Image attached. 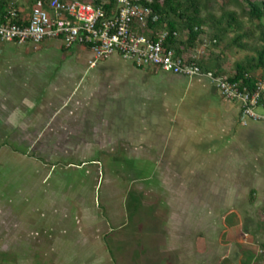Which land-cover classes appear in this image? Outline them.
Wrapping results in <instances>:
<instances>
[{
	"label": "rangeland",
	"instance_id": "rangeland-1",
	"mask_svg": "<svg viewBox=\"0 0 264 264\" xmlns=\"http://www.w3.org/2000/svg\"><path fill=\"white\" fill-rule=\"evenodd\" d=\"M209 12L221 14L213 4ZM244 28H251L246 19ZM235 36L228 35L226 43ZM210 50L207 43L199 55ZM252 55L234 47L222 61L229 72ZM92 60L90 50H65L60 41L22 46L0 41V264H178L179 255L164 254L161 246L189 236L199 240L202 253L207 245L198 238L204 230H211V260L232 264L219 261L218 241L227 239L219 231L223 220L202 219L198 212L208 195L220 190V179L228 182V193L237 189L235 180L246 181L252 167L262 166L260 155L245 149L243 155L231 153L233 145L216 170L184 163L187 158L174 155L166 143L173 142L176 151L193 131V110L183 102L190 81L148 77L124 63L107 62L93 72ZM10 82L12 98L7 97ZM200 82L219 98L216 85ZM174 87L184 93L177 101L169 93ZM156 91L163 99L157 106ZM123 105L128 109L120 111ZM256 112L263 115L264 109ZM159 117L166 119L165 131L154 128ZM170 127L174 141L165 139ZM243 128L235 116L232 133ZM249 145L262 151L264 125ZM217 149L210 139L199 151H210L211 157ZM176 159L183 164H172ZM249 188L237 192L248 194ZM215 204L211 198L208 205ZM257 222L262 229L264 218ZM234 249L227 247L232 259ZM259 250L264 252L263 247L242 251L243 264H264Z\"/></svg>",
	"mask_w": 264,
	"mask_h": 264
},
{
	"label": "crops",
	"instance_id": "crops-1",
	"mask_svg": "<svg viewBox=\"0 0 264 264\" xmlns=\"http://www.w3.org/2000/svg\"><path fill=\"white\" fill-rule=\"evenodd\" d=\"M20 4H25V0H21ZM17 45V44H15ZM22 46V45H18ZM63 48L67 50L64 46ZM117 59L113 60L111 58L110 60L101 62L96 67H92L90 64V68L94 71L98 70L99 67H102L105 63H124L129 64L132 66L133 70L137 74H143L148 77L150 76H170L173 75L171 73L163 72L159 69H139L135 67L133 64L123 60L121 57L116 56ZM84 79L85 80V74ZM82 75V76H83ZM177 76V75H174ZM182 77L183 81L187 80L190 81L191 85L188 89H186L185 92V99H183L184 105L187 108H190V110H193V116L189 120L190 123L193 124L192 130L190 135L187 136L185 139V144L183 147L174 150L175 147H173L172 144L166 143V147H170L173 151L174 155L178 156L179 153L183 154L186 159V161L183 159L184 163H191V165H198L197 167H200L203 170H209L212 169L216 170V165H221L222 163H225L226 159L222 160V156L229 154L228 150L229 147H234L232 150H230L231 153L234 152V150H239L240 154L243 155V151H248V153H251V155L259 156L261 159V164L255 165V167L251 168V171L249 172V178L240 179V181L235 180L234 186L238 189V187L246 186L250 187L248 194L244 193L242 195V192L236 190H233L232 192H226V186L228 184L225 180H219V187L220 190L216 193L209 194L208 200H206L205 204L202 205L201 209L202 211L198 212L200 218L206 219L208 217H217L221 220H223V225L219 227V231H221V236L226 237L225 239L226 243L220 240L218 241V246L222 247V249L219 250L220 260L223 262V259L230 261L232 264H243V253L244 250H254L260 249L261 247L264 248V225H262V229H260V224L257 222V219L264 218V148L260 153L252 150L250 148V140H253L255 135L259 134L261 126L264 125V122H250L248 126H243V129H239L238 131H233L232 133V126L234 125V117L238 116L239 120L241 122V109L239 104L236 102L225 100L223 97H221L219 91L218 95L219 98L215 99L212 98V94L210 93V89L207 85L200 84L203 79L207 78H186L183 76H177ZM81 78V77H79ZM178 80V79H177ZM211 85H214L211 80ZM13 81V80H12ZM12 85L13 82H10L7 85V97L10 96V93L12 92ZM212 87V86H211ZM217 89V87H216ZM218 90V89H217ZM174 93H173V92ZM183 93V89L180 90L178 87H174L172 90L169 91V93L174 94V101H177L178 96H181ZM12 98V95L10 96ZM161 100H160V99ZM188 98L190 99V102L188 103ZM154 103L156 102V106L161 104V101L163 99L161 96H159L158 91H156L153 95ZM132 101H127V107H132ZM188 104V105H187ZM134 105V102H133ZM124 106V105H123ZM161 107V106H160ZM128 109L122 107L121 110ZM191 114V113H190ZM166 120L163 117H159V120L157 119L155 121L154 128L156 130H162V123ZM170 126L172 128H176L175 121L169 120ZM164 123H167L164 122ZM168 124V123H167ZM225 128V129H224ZM212 130L214 132H212ZM162 131H165L162 130ZM166 131L170 132L165 135V139H169L174 141V138H177V135H175V132L173 129L166 128ZM214 133V134H213ZM175 135V136H173ZM156 139V138H155ZM174 139V140H173ZM213 139L215 140V144L218 147L214 153H212L210 156L207 157V154H210V151L206 153L200 152L199 149L203 147V145L206 143L207 140ZM157 140V139H156ZM244 143L246 145V148L243 147ZM232 145V146H228ZM239 144V145H237ZM239 146V147H238ZM169 148V149H170ZM229 148V149H228ZM197 149V150H196ZM210 150V148H208ZM228 149V150H227ZM202 154L204 158L199 159L198 163L195 160L197 156ZM242 157L239 162L242 161ZM254 161H258L255 160ZM179 163L180 165L183 164L181 161H172V164ZM203 162V163H202ZM254 163V162H253ZM213 165V166H212ZM241 165V164H240ZM194 168V167H193ZM242 167L239 166L238 170L241 171ZM188 169H192L188 168ZM247 173V172H246ZM247 175V174H245ZM242 178V176H241ZM239 179V178H238ZM245 183V184H244ZM214 195V196H212ZM213 198V202H215V205L209 206V201L211 198ZM233 200L231 203L232 205L228 206L227 203ZM214 214V216H212ZM210 232L211 230H204L199 236L200 238L205 240L207 245V251L204 248V251L201 253L199 251V245L197 240L194 242V238L182 237L180 239L179 237H176L177 240L172 238V242L166 241L164 245L161 246L162 251L164 254L170 253V254H177L179 255L177 258L178 264H216L211 260L212 251H211V241H210ZM221 243V244H220ZM225 243V244H224ZM231 245H235L236 249L233 250V253L235 254V257L232 259L230 255H227V247ZM223 250V251H222ZM222 251V253H221ZM224 252V253H223ZM259 253L263 254L262 250H259ZM219 259V258H218ZM219 263V262H218ZM217 263V264H218Z\"/></svg>",
	"mask_w": 264,
	"mask_h": 264
},
{
	"label": "built area",
	"instance_id": "built-area-1",
	"mask_svg": "<svg viewBox=\"0 0 264 264\" xmlns=\"http://www.w3.org/2000/svg\"><path fill=\"white\" fill-rule=\"evenodd\" d=\"M40 0L27 24H18V12L12 8L5 21L0 22V41L24 45L42 44L49 40L60 41L69 50L82 47L93 54L92 67L116 56L139 69H159L166 73L186 78H207L216 85L221 97L236 102L241 109V124L264 122V81L256 90L204 74L195 63L173 49L164 46L168 33L156 41L142 34L151 23L159 20L146 0ZM198 57V56H197Z\"/></svg>",
	"mask_w": 264,
	"mask_h": 264
},
{
	"label": "trees",
	"instance_id": "trees-1",
	"mask_svg": "<svg viewBox=\"0 0 264 264\" xmlns=\"http://www.w3.org/2000/svg\"><path fill=\"white\" fill-rule=\"evenodd\" d=\"M20 1L0 0V22L5 21L14 8L18 12L15 22L27 24L40 0H25L23 5ZM102 1H109L110 8L116 2ZM145 3L159 20L151 23L148 30H143V35L158 41L161 34L168 33L164 46L183 55L188 63H195L204 74L212 73L215 78L242 82V86L253 91L264 81V0H146ZM212 4L219 7L220 16L209 12ZM204 12L208 13L204 15ZM245 19L251 25L247 30L244 28ZM230 34L236 36L226 43ZM245 40H252L251 44ZM207 43L213 50L199 55L201 46ZM234 47L248 50L253 55L237 62L235 69L227 72L223 56Z\"/></svg>",
	"mask_w": 264,
	"mask_h": 264
}]
</instances>
